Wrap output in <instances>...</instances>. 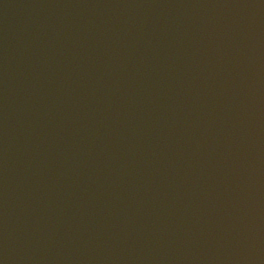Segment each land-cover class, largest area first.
<instances>
[{
    "label": "water",
    "instance_id": "water-1",
    "mask_svg": "<svg viewBox=\"0 0 264 264\" xmlns=\"http://www.w3.org/2000/svg\"><path fill=\"white\" fill-rule=\"evenodd\" d=\"M264 0H0V264H259Z\"/></svg>",
    "mask_w": 264,
    "mask_h": 264
}]
</instances>
